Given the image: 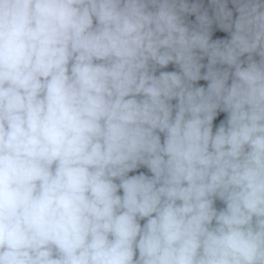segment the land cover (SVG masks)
Listing matches in <instances>:
<instances>
[{
  "label": "clouds",
  "instance_id": "clouds-1",
  "mask_svg": "<svg viewBox=\"0 0 264 264\" xmlns=\"http://www.w3.org/2000/svg\"><path fill=\"white\" fill-rule=\"evenodd\" d=\"M0 264H264V0H0Z\"/></svg>",
  "mask_w": 264,
  "mask_h": 264
},
{
  "label": "water",
  "instance_id": "water-1",
  "mask_svg": "<svg viewBox=\"0 0 264 264\" xmlns=\"http://www.w3.org/2000/svg\"><path fill=\"white\" fill-rule=\"evenodd\" d=\"M143 170V169H142ZM220 206H222V205H220Z\"/></svg>",
  "mask_w": 264,
  "mask_h": 264
}]
</instances>
